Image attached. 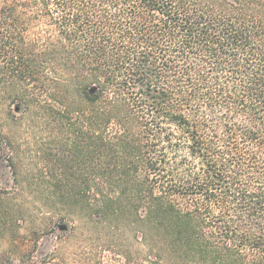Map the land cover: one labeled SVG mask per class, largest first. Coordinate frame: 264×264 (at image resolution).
<instances>
[{
  "label": "trees",
  "instance_id": "trees-1",
  "mask_svg": "<svg viewBox=\"0 0 264 264\" xmlns=\"http://www.w3.org/2000/svg\"><path fill=\"white\" fill-rule=\"evenodd\" d=\"M0 102V152L45 207L135 226L152 264H264V167L241 186L213 159L264 157V0H2ZM181 144L198 172L166 159ZM33 236L0 264H64Z\"/></svg>",
  "mask_w": 264,
  "mask_h": 264
},
{
  "label": "rangeland",
  "instance_id": "rangeland-1",
  "mask_svg": "<svg viewBox=\"0 0 264 264\" xmlns=\"http://www.w3.org/2000/svg\"><path fill=\"white\" fill-rule=\"evenodd\" d=\"M1 4L2 0L0 6ZM5 110L0 102L1 125L6 123ZM14 126V131H18V126ZM228 148L231 149V155L228 156L227 148L217 147L213 159L221 163L226 160L234 163L228 161L227 170L231 176L237 178L241 186L254 184L256 170L264 167V157L252 145L241 144ZM29 157L24 165L26 173L27 169L36 168L35 158H32L33 155ZM166 159L170 165L181 162L182 169L185 170L198 172L200 168L199 160L189 156L186 144H181L175 157ZM34 173L29 171L32 176L30 182H23L22 178L17 183L8 155L0 152V198L6 197V205L17 212L12 224L19 228V235L0 234V251L7 248L12 239L19 240L23 235H34L39 241L36 256L56 253L64 264H152L145 239L141 234L135 235L132 231L135 226L111 227L103 222L95 223L84 218L81 209H64L58 203L54 207H45L43 197L37 193V178ZM210 213L216 219L232 214V210L216 207ZM140 214L144 215V212Z\"/></svg>",
  "mask_w": 264,
  "mask_h": 264
}]
</instances>
